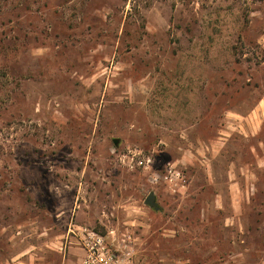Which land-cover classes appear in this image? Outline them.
<instances>
[{
  "label": "rangeland",
  "instance_id": "1",
  "mask_svg": "<svg viewBox=\"0 0 264 264\" xmlns=\"http://www.w3.org/2000/svg\"><path fill=\"white\" fill-rule=\"evenodd\" d=\"M80 229L264 264V0H0V264H79Z\"/></svg>",
  "mask_w": 264,
  "mask_h": 264
},
{
  "label": "built area",
  "instance_id": "2",
  "mask_svg": "<svg viewBox=\"0 0 264 264\" xmlns=\"http://www.w3.org/2000/svg\"><path fill=\"white\" fill-rule=\"evenodd\" d=\"M164 179L170 183L174 179L182 181L180 173L172 175L171 171L169 177L165 175ZM77 235V245L82 252L79 264H133L132 252L127 247L113 246L105 236L88 229H80Z\"/></svg>",
  "mask_w": 264,
  "mask_h": 264
},
{
  "label": "water",
  "instance_id": "3",
  "mask_svg": "<svg viewBox=\"0 0 264 264\" xmlns=\"http://www.w3.org/2000/svg\"><path fill=\"white\" fill-rule=\"evenodd\" d=\"M114 145H116V142H114ZM153 200H154V195L149 194L144 201V205L151 207L153 205Z\"/></svg>",
  "mask_w": 264,
  "mask_h": 264
}]
</instances>
